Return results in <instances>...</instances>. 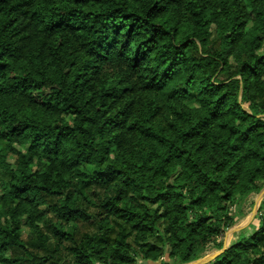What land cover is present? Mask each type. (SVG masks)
Wrapping results in <instances>:
<instances>
[{
	"label": "trees",
	"instance_id": "16d2710c",
	"mask_svg": "<svg viewBox=\"0 0 264 264\" xmlns=\"http://www.w3.org/2000/svg\"><path fill=\"white\" fill-rule=\"evenodd\" d=\"M263 185L264 0H0V264H184Z\"/></svg>",
	"mask_w": 264,
	"mask_h": 264
},
{
	"label": "rangeland",
	"instance_id": "374dc122",
	"mask_svg": "<svg viewBox=\"0 0 264 264\" xmlns=\"http://www.w3.org/2000/svg\"><path fill=\"white\" fill-rule=\"evenodd\" d=\"M259 192L260 190L256 192H251L234 204L232 211L235 215L236 221L233 225L227 227L220 236L219 248L211 246L207 248L204 253H202L198 258L204 257L219 250L223 245L228 246L238 236L247 234L252 229V225L255 222V215L257 213L261 201L264 199V193L260 195ZM252 212L255 214L252 215ZM23 229L27 230V226L23 225ZM208 262L203 264H207Z\"/></svg>",
	"mask_w": 264,
	"mask_h": 264
},
{
	"label": "water",
	"instance_id": "95a60500",
	"mask_svg": "<svg viewBox=\"0 0 264 264\" xmlns=\"http://www.w3.org/2000/svg\"><path fill=\"white\" fill-rule=\"evenodd\" d=\"M263 193H264V185L261 187L259 194L262 195ZM226 247H227L226 245H223L219 250H217V251H215V252H213V253H211L209 255H206L204 257L197 258V259H194L192 261H189L186 264H203V263H206V262L212 260L213 258H215L221 252H223Z\"/></svg>",
	"mask_w": 264,
	"mask_h": 264
},
{
	"label": "crops",
	"instance_id": "0c3cea01",
	"mask_svg": "<svg viewBox=\"0 0 264 264\" xmlns=\"http://www.w3.org/2000/svg\"><path fill=\"white\" fill-rule=\"evenodd\" d=\"M255 213L252 212V215H254Z\"/></svg>",
	"mask_w": 264,
	"mask_h": 264
}]
</instances>
